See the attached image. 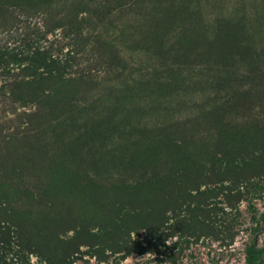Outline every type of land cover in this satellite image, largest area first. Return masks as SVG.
<instances>
[{
    "label": "rangeland",
    "instance_id": "1",
    "mask_svg": "<svg viewBox=\"0 0 264 264\" xmlns=\"http://www.w3.org/2000/svg\"><path fill=\"white\" fill-rule=\"evenodd\" d=\"M2 1L6 2L1 0L0 4ZM7 1L20 4L24 0ZM61 1L67 5L60 0H33L37 10L48 9L52 14L62 11V7L70 11L69 2L79 10L87 7L86 25L119 46L125 68L108 73V57L83 63L80 68L94 69L97 77L91 76L93 84L80 89L79 104L62 106L51 113L54 117L48 121L34 122L27 128L17 125L26 120L25 116L9 121V113L15 109L20 115L23 108L9 102L0 108V116L7 115V120L0 122L4 137L13 127L19 136L32 134L31 128L40 127L47 134L37 140L30 137L10 143L0 141V179L18 189L12 191L6 186L0 190L8 196L0 201V222L9 221L12 233L22 235L27 244V261L248 264L244 250L246 243L254 240L264 261V169L254 177L250 192L238 202L236 211L214 217L223 223L234 218L229 230L217 236L205 235L203 231V235L182 244V249L177 247V235H166L157 241L145 237L143 229L137 234L132 231L129 238L142 242L146 249L126 256L113 252L116 249L110 240L99 238L102 200L98 202L94 184L109 186L119 178L117 171L127 180L137 178L143 169L141 163L133 161L123 169L114 158L119 154L132 156L134 150L142 155L139 161H145V154L150 156L149 168H162L164 155L158 154L163 147L162 138L168 136L193 133L209 139L225 126L242 132L249 130L256 138H262L264 0ZM9 22L13 19L0 24V44L16 38L15 33L4 29ZM113 76L127 81L126 85L109 88L104 79ZM122 146L119 154H113ZM53 161L66 162L63 179L52 178L56 172ZM216 199L219 207L230 210L221 196ZM169 231L164 229L165 233ZM158 250L182 252L172 261L159 255ZM65 251L71 252L69 258L63 257ZM101 252L107 256L105 260L99 259Z\"/></svg>",
    "mask_w": 264,
    "mask_h": 264
},
{
    "label": "trees",
    "instance_id": "2",
    "mask_svg": "<svg viewBox=\"0 0 264 264\" xmlns=\"http://www.w3.org/2000/svg\"><path fill=\"white\" fill-rule=\"evenodd\" d=\"M60 3L67 5L65 1L60 0ZM68 6L70 11L62 7V11L52 14L48 9L37 10L33 0H24L20 4L6 0L0 4V24L13 19L4 29L7 33H15L16 37L13 42L8 40L0 44V108L7 102L23 108L20 115L15 109L8 114L11 122L26 117L17 125L24 124L27 128L34 122L48 121L54 117L51 113L62 109L60 107L79 104L77 95L80 89L90 86V82L93 84L91 76L97 77L94 69L80 68L83 63L96 61L94 58L97 57H108L109 65L105 70L108 73L125 68L119 46L104 33L86 25L88 8L85 6L79 10L73 2ZM104 82L111 89L127 83L119 80L118 76L104 79ZM41 109L45 111L42 114ZM4 120H7V115L0 116V122ZM14 129L5 135L9 136L7 139L0 134V141L10 143L30 137L36 140L47 137L42 127L31 128L32 134L22 136ZM161 144L163 147H160L158 155H164L162 168H149L151 159L148 154L144 155L145 161H139L142 155L137 150L132 156H120L122 146L113 150V154H119L114 156L117 164L124 169L125 164L130 167L133 161H137L143 168L141 174L130 181L117 171L119 178L109 186L90 180L97 186L98 202L102 200L99 218L103 225L99 238L110 240L116 249L112 251L123 256L131 252L143 253L146 249L142 242L129 238L132 231L137 234L143 229L145 237L148 235L157 241H162L166 235H177V247L182 249V244L203 235V231L205 235L217 236L229 230L234 218L223 223L215 221L214 217L236 211L238 202L250 192L254 177L264 169V135L258 139L249 130L242 132L223 126L216 136L209 139L184 133L162 138ZM53 165L56 172L52 178L63 179L66 162L53 161ZM251 171L253 173L249 174ZM6 186L18 191L17 185L0 179V190ZM218 196L222 197L229 211L218 206ZM7 198L0 192V201ZM164 229L170 230L169 233ZM254 241L245 246L248 264H264L261 250L255 249ZM71 242L75 244L73 240ZM26 247L22 235L12 233L9 221L0 222V264H30L25 256ZM181 252L158 250L157 253L175 261ZM70 254V251H65L62 255L69 258ZM106 257L103 252L99 254L101 260Z\"/></svg>",
    "mask_w": 264,
    "mask_h": 264
}]
</instances>
